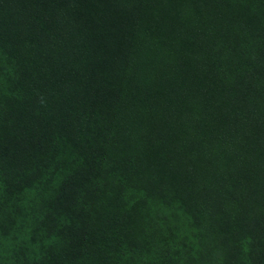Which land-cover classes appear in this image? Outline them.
<instances>
[{"label":"trees","instance_id":"obj_1","mask_svg":"<svg viewBox=\"0 0 264 264\" xmlns=\"http://www.w3.org/2000/svg\"><path fill=\"white\" fill-rule=\"evenodd\" d=\"M0 264H264V0H0Z\"/></svg>","mask_w":264,"mask_h":264},{"label":"rangeland","instance_id":"obj_2","mask_svg":"<svg viewBox=\"0 0 264 264\" xmlns=\"http://www.w3.org/2000/svg\"><path fill=\"white\" fill-rule=\"evenodd\" d=\"M65 156H67V154H66ZM65 156H64V157H65ZM185 231H186V228H185V227H184V228H182V227L179 228V230H178V235H186V232H185ZM178 235H177V236H178Z\"/></svg>","mask_w":264,"mask_h":264}]
</instances>
